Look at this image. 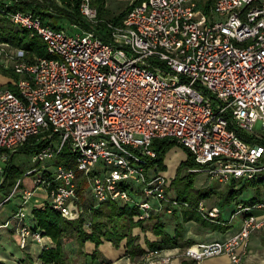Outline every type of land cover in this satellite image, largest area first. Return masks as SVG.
I'll return each instance as SVG.
<instances>
[{"label":"built area","instance_id":"obj_1","mask_svg":"<svg viewBox=\"0 0 264 264\" xmlns=\"http://www.w3.org/2000/svg\"><path fill=\"white\" fill-rule=\"evenodd\" d=\"M27 1L0 0V13L40 36L49 56L30 58L24 48L0 42L2 67L17 74L10 82L16 90L0 86V182L1 160L38 133L37 141L46 142L30 156L31 184L19 178L0 201L1 208L19 195L17 209L0 221V235L16 220L21 247L29 239L43 244V233L26 222L31 207L49 201L74 217L84 210L75 205L82 174L84 193L97 203L134 200L141 185L137 219L171 213L180 202L167 193L169 178L148 166L156 138L186 146L199 164L193 170L209 182L264 172V0H214L210 12L202 7L206 0H130L118 23L100 17L92 0H78L90 28L54 26L23 8ZM54 1L66 7L76 0ZM65 147L74 166L57 163ZM199 209L207 217L219 213L204 200ZM236 212L242 226L232 236L179 252L196 262L227 254L242 264L252 233L264 228V201L239 203Z\"/></svg>","mask_w":264,"mask_h":264},{"label":"trees","instance_id":"obj_2","mask_svg":"<svg viewBox=\"0 0 264 264\" xmlns=\"http://www.w3.org/2000/svg\"><path fill=\"white\" fill-rule=\"evenodd\" d=\"M213 2L214 0H206L203 3L202 7L206 12H210ZM92 3L97 7L100 17L112 20L115 23L120 22L131 8V5H127L120 12L109 16L108 13L110 11L106 8V0H92ZM50 4L54 7L53 11H45L46 5ZM23 8H31L36 14L54 26L60 27L77 22L84 28L91 27L78 9V0L75 3L68 1L66 7L58 5L54 0H43V2H38V4H34L32 0L27 1ZM0 14L4 17L6 23L11 24V26L5 25L0 29V42H8L14 46L24 48L27 50V57L30 58L33 54L49 56L40 36L31 35L28 29L13 24L5 14ZM96 29L102 32L106 29V24L100 23L96 26ZM3 72L17 77V74L12 70H3ZM8 86L12 90H16L14 84L8 83ZM41 135L42 133H38L35 136H31L17 152L8 158L5 165L4 178L0 182V190L5 189L7 186L12 187L21 176L22 169L14 163V156L18 152L31 156L34 152L41 149L46 142L44 140L37 141ZM174 145L181 146L185 150L186 157L180 161L174 176L169 179L167 186V193L171 200L177 199L180 202V205L175 206L171 213L159 211L153 213L146 220L137 219L140 208L136 201L141 196V185H138L139 187L137 186L138 188L136 187L135 189L134 200L108 199L97 203L84 193L87 180L82 174L79 178L77 189L79 198L75 200V205L77 207L80 204L83 205L84 210L79 211L74 217L69 219L59 209L52 207L49 201L33 205L26 222L31 229L40 230L44 236H50L52 243L44 241L43 244H40L29 239L26 247L19 245L20 249L28 250V255L33 260V264H48L50 262L55 264H76L77 262L78 264H101L103 261L108 260L101 255L100 249V245L105 240L111 241L114 246L119 247L121 242L126 239L125 253L132 260H136L148 252L155 253L156 251L176 246L182 248L191 244L193 242L192 239L183 241L184 221L195 219L202 221L211 228L225 230L227 226L222 217L219 216V213L215 217H207L199 209L200 202L215 195L216 191L211 187L198 188L195 186L197 173L203 171L193 170L199 167V164L186 146L176 140L156 138L152 144V147L156 150V156L149 160L148 166L156 167L157 170H164L167 167L165 163L166 155ZM57 163H63L66 166L75 165V156L68 147L61 150L57 157ZM210 183H213V181ZM261 186H264V172L254 177L232 178L227 185L226 191H224L226 193L225 197H220L223 192L219 195L220 204L221 202L223 204L235 203L233 209V212H235L239 203L251 204L257 201H264L259 199L256 194L247 200L237 198L244 191L250 188H255L257 191ZM172 189L175 191L174 195L170 194ZM17 196L19 195L17 194L15 197ZM219 211H221L220 207ZM167 215L178 219L174 232H171L168 228L170 221L164 219ZM150 220L152 221L153 236L146 238L145 247L136 242L139 236L131 235L132 228L137 225L143 226ZM13 222L14 226L10 227H16L17 229L16 220H13ZM88 241L94 244L92 252H87L85 249V244ZM31 242L37 243L38 247L36 246V249L31 247ZM70 244L71 247H69ZM75 245H78V251L74 247ZM68 249L71 250V253H68ZM73 253H76V255L72 257L71 254ZM0 264L8 263L0 259Z\"/></svg>","mask_w":264,"mask_h":264},{"label":"crops","instance_id":"obj_3","mask_svg":"<svg viewBox=\"0 0 264 264\" xmlns=\"http://www.w3.org/2000/svg\"><path fill=\"white\" fill-rule=\"evenodd\" d=\"M3 70L8 71L10 69H5L0 63V85L4 83H10L14 77L10 76L8 73L6 74V72H3ZM225 189H227V187ZM259 189L264 192V186H261ZM248 190V193L250 194V189ZM253 190L254 192H256L255 188H253ZM15 198V201L9 202L7 204L5 203L1 207V209L3 210L0 214V221H4L5 219H7V217L17 209L19 205V196ZM42 199L43 198H40L39 200ZM204 201L206 206L209 208L215 205L221 208V211H219V216L222 217L227 228L225 230L215 229L211 228L209 225L203 223L202 221L190 219L188 221L183 222V241H186L187 239H192V243H195L200 241L224 240L232 236L240 229V227L242 226V214L236 211L233 212L234 204L225 205L226 207L221 206L219 198H215V196L205 199ZM167 218L169 221L173 219V217L170 216H166L164 219L166 220ZM172 222L173 221L169 222V226ZM13 224L14 222L10 226H12ZM9 235H12L14 238H19V234L17 233L16 227H9L8 229L5 228L4 231H2L0 238L4 237L6 239H9ZM44 241L52 243V239L48 235L44 236ZM36 246L38 247L37 243L31 242V247L36 249ZM93 248V243L89 241L86 242L85 249L87 252H92ZM248 248V252L243 256L242 264H264V228L255 230L252 233L249 239ZM100 249L101 255L108 259V262L103 261L101 264H132L131 261L136 264L137 262L131 260V258L125 253V242L122 243L121 246L116 247L112 244L111 241L105 240L100 245ZM180 249L181 247L176 246L173 248H167L160 251H156L155 253L157 256L172 255L174 257V255H176V253H178ZM19 250L23 251L20 257L19 264H33V260L30 259V256L28 255V250H21L20 247ZM76 264H78V262ZM137 264L141 263L139 262ZM158 264H232V262L229 255L221 254L205 258L201 262H195L189 258H180L175 256V258H172L171 261L168 262H162L159 260Z\"/></svg>","mask_w":264,"mask_h":264},{"label":"rangeland","instance_id":"obj_4","mask_svg":"<svg viewBox=\"0 0 264 264\" xmlns=\"http://www.w3.org/2000/svg\"><path fill=\"white\" fill-rule=\"evenodd\" d=\"M129 2H130V0H106V8L110 11L108 13V15L112 16V15L120 12L121 10H123V8L125 6H127L129 4ZM5 25L11 26L10 23H6V20L0 14V29ZM2 60H3V57H0V63L1 64H2ZM6 85H8V84L4 83L0 86H6ZM185 157H186L185 150L181 146H179V145L172 146V148L168 151L166 158H165V163L167 164V167L164 170H162V172L164 174H166L169 179H171L174 176V174L176 172V168L179 165L180 161L183 160ZM13 161L17 166H19L22 169V173H21L20 178L24 179V183L26 185H30L31 184V181H30L31 178H30V176L25 175L26 170L31 168L34 165V163L30 159V155L23 153V152H18L14 156ZM1 163L5 164L6 161L1 160ZM0 177H1V174H0ZM201 179H202V181H200ZM228 183L229 182L224 183V182H220V181H213V183H210L206 179L205 172H198L196 175L195 186L198 188L199 187L200 188L201 187H211L216 191L215 195H213V196H215V198H219V195L222 192L223 193L221 194L220 197L224 198L226 195V193L224 191H226L225 188L227 187ZM135 186H137V185H135ZM12 187L7 186L5 189L0 190V201L12 190ZM228 191H229V189H228ZM248 192H249V190L244 191L241 195H238L237 198L240 200H247L251 196H254L256 194L259 199L264 200V192H262L260 189H258L256 192H254L253 188H250V194ZM170 194L171 195L175 194L174 189H172L170 191ZM42 197H43L42 189H38L36 191L35 198L40 199ZM15 200H16V198L14 197L9 202H13ZM9 202H7V203H9ZM231 204H235V203L232 202L230 204H223L221 202V206L231 205ZM2 210L3 209L0 208V214H1ZM171 221H173V222L170 224V226H168V228H169V230L174 232L178 219L173 218V219H171ZM151 224H152V221L150 220V221H147V223L144 224L143 226L137 225V226H134L132 228V234L131 235L139 236V238L136 242H138L139 244H141L145 247H146V243H145L146 238L153 236ZM15 238L12 235H9V239H6L4 237L0 238V259L4 260L8 264H19L21 254L23 253V251L19 250V243H20L19 238H16V239ZM74 242H75V239H74ZM124 242L126 243V239H124L121 242V245ZM71 244L69 245V247H71ZM74 247L77 248L78 245H75ZM77 251H78V248H77ZM68 253H71V250L68 249ZM75 255H76V253L71 254L72 257ZM165 256L166 255L157 256L156 253L148 252V253L144 254L142 257H138L136 260H133V261H135V262L137 261L136 264L139 262L141 264H158L159 260L162 262H168V261H171L172 258H175V256L180 257V258H185L182 255V251H180V252L178 251V253H176V255H174V257L172 255H169L168 256L169 259L163 260V257H165ZM77 259H79V258H77ZM81 259H82V257H81ZM131 263L135 264L132 261H131Z\"/></svg>","mask_w":264,"mask_h":264}]
</instances>
